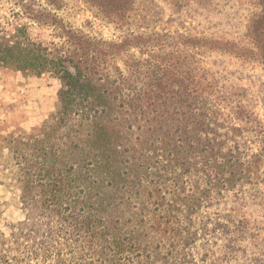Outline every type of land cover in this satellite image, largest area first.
I'll return each instance as SVG.
<instances>
[{
  "label": "trees",
  "instance_id": "16d2710c",
  "mask_svg": "<svg viewBox=\"0 0 264 264\" xmlns=\"http://www.w3.org/2000/svg\"><path fill=\"white\" fill-rule=\"evenodd\" d=\"M82 1L113 28L112 38L91 36L62 18L65 0H0V6L9 5L7 15L0 13V69L36 77L49 74L60 84L56 110L39 134L31 136L34 144L48 142L53 133L59 140L37 153L47 166L37 187L51 188L42 206L71 209L85 204L90 190L117 180L123 173L121 163L129 157L136 161L133 149L148 143L166 152L169 165L175 167L177 160L185 164L190 154L202 155L203 166L217 169L214 178L230 190L260 183L264 128L241 104L220 120L211 100L214 83L204 68L193 63H198L197 55L219 51L256 61L264 70V0H238L252 8L246 33L238 42L154 29L145 20L141 0ZM169 3L176 10L190 6L208 10L217 5L215 0ZM39 28L48 31V39L33 32ZM215 130H222L218 148L210 146ZM251 146H260L259 151L250 154ZM67 187L79 191L65 201ZM93 209V215L102 211L99 206ZM79 222L93 228L90 218ZM158 227L152 231L149 252L137 243L139 254L134 257L126 251L129 243L118 234L93 231L97 260L196 264L187 250L191 240L185 231L178 229L175 236V228Z\"/></svg>",
  "mask_w": 264,
  "mask_h": 264
},
{
  "label": "rangeland",
  "instance_id": "374dc122",
  "mask_svg": "<svg viewBox=\"0 0 264 264\" xmlns=\"http://www.w3.org/2000/svg\"><path fill=\"white\" fill-rule=\"evenodd\" d=\"M215 2L208 10L192 6L176 10L169 0H141V8L149 26L157 30L242 41L251 6L238 0ZM65 4L59 14L71 25L91 36L113 37V28L82 0H65ZM8 6L2 2L0 13L7 15ZM33 32L48 39L45 29ZM196 59L193 65L204 68L214 83L211 100L219 119L241 104L251 120L264 128L263 67L219 51ZM59 86L49 74L36 77L0 69V264H112L97 260L93 231L118 234L129 243L126 251L134 257L139 254L137 243L149 252L158 225L159 230L165 225L175 228V236L178 229L187 233L191 240L187 250L196 264H264V161L260 183L230 190L214 178L217 169L203 166L202 155L190 154L185 164L177 160L175 167L157 146L137 145L136 161L129 157L122 162L124 174L104 181L99 190H90L85 204L71 209L42 206L51 188L37 187L47 169L37 153L59 140L53 133L48 142L34 144L31 136L39 134L56 110ZM221 131L208 136L210 146H220ZM238 145L244 151L243 144ZM259 148L251 146L249 153ZM77 191L67 187L64 200ZM98 206L102 211L93 215V207ZM89 218L91 230L79 222Z\"/></svg>",
  "mask_w": 264,
  "mask_h": 264
}]
</instances>
